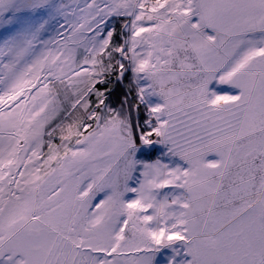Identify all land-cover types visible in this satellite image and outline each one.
I'll use <instances>...</instances> for the list:
<instances>
[{"label": "snow or ice", "instance_id": "1", "mask_svg": "<svg viewBox=\"0 0 264 264\" xmlns=\"http://www.w3.org/2000/svg\"><path fill=\"white\" fill-rule=\"evenodd\" d=\"M0 264H264V0H0Z\"/></svg>", "mask_w": 264, "mask_h": 264}, {"label": "trees", "instance_id": "2", "mask_svg": "<svg viewBox=\"0 0 264 264\" xmlns=\"http://www.w3.org/2000/svg\"><path fill=\"white\" fill-rule=\"evenodd\" d=\"M118 39H119V38H118ZM126 79H127V76H126ZM122 92H123V89L118 88V91H117V97H118L119 95H121ZM115 100H116V98L114 97V99H113V104H115Z\"/></svg>", "mask_w": 264, "mask_h": 264}, {"label": "rangeland", "instance_id": "3", "mask_svg": "<svg viewBox=\"0 0 264 264\" xmlns=\"http://www.w3.org/2000/svg\"><path fill=\"white\" fill-rule=\"evenodd\" d=\"M117 30L119 31L120 25L119 23L116 24ZM116 39H118V37H116ZM115 105V104H114Z\"/></svg>", "mask_w": 264, "mask_h": 264}]
</instances>
